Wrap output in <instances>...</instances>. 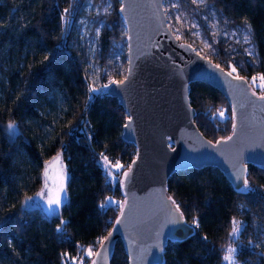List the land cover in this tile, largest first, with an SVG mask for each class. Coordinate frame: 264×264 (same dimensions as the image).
<instances>
[{
    "label": "trees",
    "instance_id": "obj_1",
    "mask_svg": "<svg viewBox=\"0 0 264 264\" xmlns=\"http://www.w3.org/2000/svg\"><path fill=\"white\" fill-rule=\"evenodd\" d=\"M179 4L207 34L210 50L202 53L264 93V85L256 91L250 80L264 74V0ZM118 8V0H0V264H79L80 257L89 264L92 256L83 249L91 246L95 252L118 216L117 203L100 206L106 198L121 205L122 175L135 154L134 145L120 137L127 115L104 87L121 79L126 69L124 48L114 58L119 44H125ZM207 9L226 27L251 25V54L243 44L208 34L207 15L202 16ZM179 39L191 42L189 27ZM189 100L204 136L214 141L229 134L231 112L218 90L191 82ZM60 154L66 183L59 213L47 216L39 206L23 209L22 200L32 196L26 203L33 204L40 192L43 163ZM101 154L123 168L109 173ZM245 178L249 186L241 191L245 186L234 189L213 166L169 176L167 193L193 232L184 240L168 241L161 264H224L229 245L236 249L237 264H264V245L257 243L264 237V167L247 164ZM234 218L241 231L230 237ZM62 253L69 259L63 260ZM110 264H127L120 240Z\"/></svg>",
    "mask_w": 264,
    "mask_h": 264
},
{
    "label": "water",
    "instance_id": "obj_2",
    "mask_svg": "<svg viewBox=\"0 0 264 264\" xmlns=\"http://www.w3.org/2000/svg\"><path fill=\"white\" fill-rule=\"evenodd\" d=\"M118 1L126 69L105 93L115 97L127 115L120 137L134 145L135 154L124 171L128 178L122 175L123 209L105 235L112 233L104 241L106 252L99 244L95 252L102 254L92 256L89 264H110L117 240L127 264H161L167 242L184 240L193 232L168 199L167 179L178 170L213 166L234 189L243 188L247 164L264 167V93L175 36L163 0ZM195 81L212 86L228 102L232 126L227 136L212 141L197 127L189 100L190 83ZM59 158L66 173L61 154ZM25 202L26 197L21 202L25 210L38 207H26Z\"/></svg>",
    "mask_w": 264,
    "mask_h": 264
},
{
    "label": "rangeland",
    "instance_id": "obj_3",
    "mask_svg": "<svg viewBox=\"0 0 264 264\" xmlns=\"http://www.w3.org/2000/svg\"><path fill=\"white\" fill-rule=\"evenodd\" d=\"M193 2V0H191ZM199 3V0H197L196 4ZM163 7L167 18V23L175 36L179 38L180 31L182 29H185L186 27L190 28V34L192 35V40L190 43L194 45V47L202 53V51L205 49L210 50V41L207 37V34L203 32V28L198 23L196 16L190 12V10H186L183 6L179 4V0H163ZM207 15V27H208V34L216 40L217 38H222V40L230 39L234 41L237 44H243L245 52L251 53L252 51V45L251 43H245L244 42V33L245 28L243 27H226L224 24L220 23L218 20V17L216 14L211 10L207 9L206 13H202V16ZM179 17L180 19H177ZM88 25L91 23V21H87ZM94 33H97V27L94 29ZM88 45L90 48L93 47V36L90 35L89 39H87ZM207 45V46H206ZM124 48L125 50V44L122 47L119 44V47L114 52V58L117 60L120 57L121 49ZM94 67L92 71L94 72ZM255 82H253V77H251V82L253 88L256 89V91H261L264 80H261V76H254ZM108 85V84H106ZM47 169V188H45V170ZM65 183H66V173L62 168L61 161L59 156H55L53 159H51L43 168L42 171V183L40 187V191L44 189L45 193H47L49 190L55 191L60 185H63L65 189ZM62 203L58 208V211L55 215H57L60 211V208L65 200V191L60 193ZM36 203L40 207V209L47 215V216H53L48 214L47 212V204L44 197L36 195L34 197ZM257 243H260L264 245V237L257 239ZM234 247V245H231ZM226 254V252H225ZM224 254V255H225ZM223 255V256H224ZM263 260H264V250H263ZM222 263L228 264V262L223 261ZM237 264V263H236Z\"/></svg>",
    "mask_w": 264,
    "mask_h": 264
},
{
    "label": "snow or ice",
    "instance_id": "obj_4",
    "mask_svg": "<svg viewBox=\"0 0 264 264\" xmlns=\"http://www.w3.org/2000/svg\"><path fill=\"white\" fill-rule=\"evenodd\" d=\"M194 3L197 2V0H193ZM204 0H199V3H203ZM123 10V9H121ZM69 12V9L66 8L64 9V13H68ZM177 19H180L179 17H177ZM251 35H252V30H251V25L250 24H247L245 23V33H244V42L245 43H250L251 42ZM207 46V45H206ZM251 54V53H249ZM233 71H235V68H233ZM255 77H253V82H255ZM261 80H264V74L261 75L260 77ZM118 83H123V81H119ZM104 87H107V85H105ZM90 91H96L95 88H90L89 89ZM223 112L221 111L219 113L220 116H223ZM128 120L129 122L132 120V117L131 116H128ZM130 124H125V127H129ZM235 127V126H234ZM8 129L10 130V134H14L15 132V124L10 122L8 124ZM227 139H231V137H228ZM221 141H216L217 144H219ZM101 157L102 159L105 161L104 163V167L105 169L111 173V170L112 169H121L123 168V165H121L118 161L115 163V164H111V162L108 160V157L107 156H104L103 154H101ZM45 188H47V169L45 170ZM129 176V172H124V177L125 179H127ZM123 184V181L121 182ZM244 189H241V191L243 190H247L249 184H248V181L245 180L244 181ZM65 191L63 185H60L55 191H52V190H49L47 193H45L44 189H42L39 193H37L38 196H41V197H44L45 198V201H46V204H47V212L48 214L50 215H55L58 211V208L59 206L61 205L62 203V200H61V195L60 193ZM169 200H171V197H168ZM32 200V197H26V202L27 201H30ZM112 203H117V205L119 207H121V209H123V206L122 205H119V202H115L113 201L111 198H106L104 201L101 202V207H105L109 204H112ZM172 203L175 204V201L172 200ZM179 205L177 204L176 205V211H179ZM121 215H123V211H121ZM180 216L182 217L183 216V213L181 212L180 213ZM120 221L117 220V223H119ZM63 223V222H62ZM193 223H197L196 220L194 219L193 220ZM198 226V224H197ZM57 231H62V227L61 225H57ZM241 231V225H240V222L235 220V218L233 219L232 221V227H231V231L229 232V236L230 237H233V236H237L239 234V232ZM112 233L110 232L108 234V236H105L103 237L102 239H99L97 242L101 245V248L105 250L106 252V245L104 244V241L105 240H109V238L111 237ZM204 239H207V237H204ZM81 248H83V246H80ZM87 256H101V252L100 251H96V252H93L92 250V247H88L87 249H83ZM235 253H236V249L234 247H232L231 245H229L226 249V254L222 257L223 261H226L228 262V264H236V261H235ZM61 257L63 260H68L69 259V254L68 253H62L61 254ZM72 261H77V257H71L70 258ZM83 257H80L79 258V264H82V261H83ZM91 264H97V261L96 260H92L91 261Z\"/></svg>",
    "mask_w": 264,
    "mask_h": 264
},
{
    "label": "flooded vegetation",
    "instance_id": "obj_5",
    "mask_svg": "<svg viewBox=\"0 0 264 264\" xmlns=\"http://www.w3.org/2000/svg\"><path fill=\"white\" fill-rule=\"evenodd\" d=\"M34 202H35L34 204H37L36 201H34ZM26 204L29 206V205L32 204V202H28V203L25 202V206H26ZM37 205H38V204H37ZM28 206H27V207H28Z\"/></svg>",
    "mask_w": 264,
    "mask_h": 264
}]
</instances>
